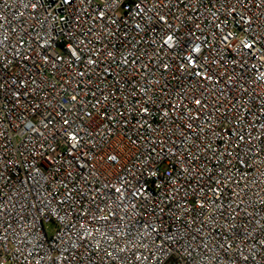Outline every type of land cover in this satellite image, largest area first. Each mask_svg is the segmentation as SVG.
Returning a JSON list of instances; mask_svg holds the SVG:
<instances>
[{
  "label": "built area",
  "instance_id": "2783aa9c",
  "mask_svg": "<svg viewBox=\"0 0 264 264\" xmlns=\"http://www.w3.org/2000/svg\"><path fill=\"white\" fill-rule=\"evenodd\" d=\"M0 264H264V0H0Z\"/></svg>",
  "mask_w": 264,
  "mask_h": 264
}]
</instances>
